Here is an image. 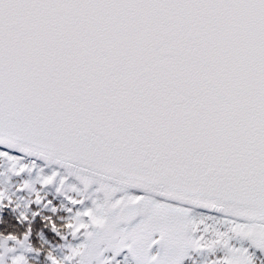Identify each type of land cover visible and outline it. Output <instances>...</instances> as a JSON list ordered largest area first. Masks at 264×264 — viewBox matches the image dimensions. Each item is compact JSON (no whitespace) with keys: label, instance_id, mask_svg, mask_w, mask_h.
<instances>
[{"label":"snow or ice","instance_id":"obj_1","mask_svg":"<svg viewBox=\"0 0 264 264\" xmlns=\"http://www.w3.org/2000/svg\"><path fill=\"white\" fill-rule=\"evenodd\" d=\"M0 264H264V0H0Z\"/></svg>","mask_w":264,"mask_h":264}]
</instances>
